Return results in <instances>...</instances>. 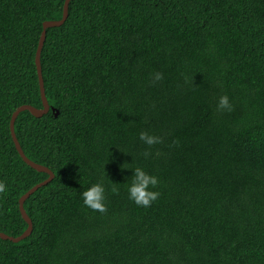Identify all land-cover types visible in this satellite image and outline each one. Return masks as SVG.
I'll use <instances>...</instances> for the list:
<instances>
[{
  "label": "trees",
  "instance_id": "1",
  "mask_svg": "<svg viewBox=\"0 0 264 264\" xmlns=\"http://www.w3.org/2000/svg\"><path fill=\"white\" fill-rule=\"evenodd\" d=\"M63 3L0 0V233L12 238L27 229L19 199L48 175L21 160L10 120L43 107L35 55ZM39 60L50 110L19 113L14 134L54 177L23 203L30 235L0 239V264H264V0H70ZM225 94L231 111L216 108ZM123 163L158 177L150 206L128 199ZM97 181L102 213L79 195Z\"/></svg>",
  "mask_w": 264,
  "mask_h": 264
},
{
  "label": "clouds",
  "instance_id": "2",
  "mask_svg": "<svg viewBox=\"0 0 264 264\" xmlns=\"http://www.w3.org/2000/svg\"><path fill=\"white\" fill-rule=\"evenodd\" d=\"M154 80H160L162 75L160 72H156L153 75ZM217 110L221 111H231L232 104L229 100V97L221 95L217 99L216 103ZM138 139L146 146H152L160 142V138L150 131L143 130L138 133ZM144 155L147 156L149 153L144 152ZM123 170H130L131 175L124 178V185L127 191L128 199L137 205L138 207H148L157 200L160 193L157 189L159 183L158 177L146 172L142 167L133 166L131 163H123L119 166ZM102 176H105V171L101 173ZM116 183H113L112 191H117L115 187ZM7 191V185L3 180H0V194ZM82 203L87 208H90L94 211L104 212L106 194H105V185L102 181H97L95 183H90L87 186H84L79 193Z\"/></svg>",
  "mask_w": 264,
  "mask_h": 264
},
{
  "label": "water",
  "instance_id": "3",
  "mask_svg": "<svg viewBox=\"0 0 264 264\" xmlns=\"http://www.w3.org/2000/svg\"><path fill=\"white\" fill-rule=\"evenodd\" d=\"M70 0H64L63 3V8H62V16L61 19L58 21H49V22H44L42 25V32L40 35V39H39V43H38V47H37V51H36V55H35V66H36V70H37V75H38V81H39V89H40V97H41V101H42V109H35L31 106H21L19 108H17L12 116H11V120H10V134H11V138L15 147V150L17 152V154L19 155V157L21 158V160L27 165L29 166L31 169H33L36 172H40V173H45L48 175V178L40 183L35 185L34 187H32L28 192H26L20 199H19V212L21 214L22 219L24 220V222L27 224V229L25 230V232L23 234H21L20 236L16 237V238H12V237H8L2 233H0V239L2 240H8L12 243H18L22 240H24L25 238H27L31 231H32V224L30 219L27 217L24 208H23V203L25 202V200L31 195L33 194L38 188L46 185L47 183H49L54 175L53 173L48 170L47 168L40 166L38 164H35L33 162H31L30 160H28L21 148L20 145L15 137L14 134V122L17 118V116L19 115V113L23 112V111H27L29 112L33 117L35 118H40L41 116L47 114L50 110L49 105L46 101L45 98V94H44V87H43V80H42V76H41V67H40V51L41 48L43 46L44 40H45V34H46V29L49 28H56V27H60L66 20L67 15H68V5H69Z\"/></svg>",
  "mask_w": 264,
  "mask_h": 264
}]
</instances>
